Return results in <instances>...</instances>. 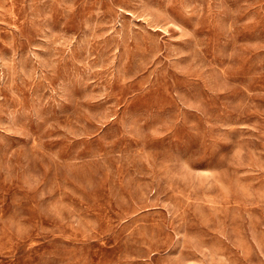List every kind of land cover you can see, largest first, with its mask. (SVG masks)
Returning a JSON list of instances; mask_svg holds the SVG:
<instances>
[{
    "label": "rangeland",
    "instance_id": "rangeland-1",
    "mask_svg": "<svg viewBox=\"0 0 264 264\" xmlns=\"http://www.w3.org/2000/svg\"><path fill=\"white\" fill-rule=\"evenodd\" d=\"M0 264H264V0H0Z\"/></svg>",
    "mask_w": 264,
    "mask_h": 264
}]
</instances>
